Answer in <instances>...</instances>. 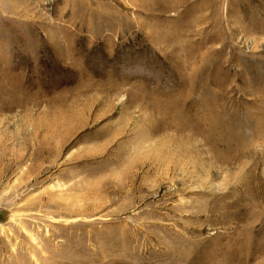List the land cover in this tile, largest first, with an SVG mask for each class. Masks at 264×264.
I'll use <instances>...</instances> for the list:
<instances>
[{"label": "rangeland", "instance_id": "1", "mask_svg": "<svg viewBox=\"0 0 264 264\" xmlns=\"http://www.w3.org/2000/svg\"><path fill=\"white\" fill-rule=\"evenodd\" d=\"M0 136V264H264V0H0Z\"/></svg>", "mask_w": 264, "mask_h": 264}, {"label": "bare ground", "instance_id": "2", "mask_svg": "<svg viewBox=\"0 0 264 264\" xmlns=\"http://www.w3.org/2000/svg\"><path fill=\"white\" fill-rule=\"evenodd\" d=\"M27 44V43H26ZM20 54V53H19ZM22 56V55H21ZM24 62V61H23ZM2 80V79H1ZM4 137L2 136V138H1V136H0V150L2 149V146H4V147H6V145L4 144V142H5V139H3ZM25 149H26V146H25ZM0 156H2V154L0 153ZM2 158V157H1ZM1 158H0V161H1ZM10 165V164H9ZM9 167V166H8ZM8 167H6V168H8Z\"/></svg>", "mask_w": 264, "mask_h": 264}]
</instances>
